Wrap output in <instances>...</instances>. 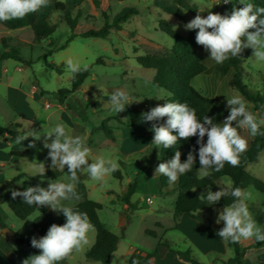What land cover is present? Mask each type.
Returning a JSON list of instances; mask_svg holds the SVG:
<instances>
[{"label": "rangeland", "instance_id": "obj_1", "mask_svg": "<svg viewBox=\"0 0 264 264\" xmlns=\"http://www.w3.org/2000/svg\"><path fill=\"white\" fill-rule=\"evenodd\" d=\"M55 1L63 2L66 9L70 10L71 17H75L79 12L77 30L100 28L105 22L104 14L114 16L124 7H136L139 13L122 24L121 30L113 29L108 39L79 36L65 49L48 56V51L60 48L72 33L65 21V12L56 9ZM154 1L84 0L78 5L73 0H50L48 7L37 12V18L46 19L56 27V30L50 38L41 42L35 41L30 28L9 30L0 24V53L4 51V39L9 48H19L22 58L31 62L30 65L14 59L0 62V125L17 130L20 137L31 129L42 134L47 133L57 124L63 123L70 136L81 137L85 146L91 150L89 163L103 157L118 164L116 170L118 175L115 176L112 172L101 181H93L86 172L82 173L88 197L102 204V209L98 211L100 221L106 229L119 237L110 264H128L130 253L135 251L154 254L158 264H186L175 258L176 255L167 252L163 244L175 250H190L192 257L200 264H216L222 259L228 260L234 256V250L228 246L227 241L219 239L205 229L209 225L217 231L223 228V222L218 225L214 223L218 212L224 207L216 203L211 211L200 213L202 224L196 221L197 225L202 226V230L222 241L226 246L224 249L220 246H214L212 249L210 243L205 242L196 230L193 231L184 223L177 229V221L180 220L174 209L176 194L160 195L156 185L157 179L154 177V168L160 163V149L151 144L154 133L150 129L154 122L132 126L128 108L139 110L153 108L163 105L168 96L167 91L153 85L155 70L143 68L136 62L137 56L162 55L171 49L172 40L159 30V20H167L172 27L179 25L176 31L186 35L184 25L195 18L198 10L202 11L199 13L201 16H205L209 11L214 13L229 6L233 0L228 4H224L223 0H182L185 4L183 19L166 14L154 4ZM253 1L246 0L249 3ZM69 59L79 63L81 67H89L90 76L75 94H67L65 102L60 103L58 91L70 89L71 85L72 73L66 68ZM217 65L215 61L211 62L210 73L195 77L192 86L202 96L218 98L226 104L228 97L239 94L247 102L250 111L264 117V106L256 113L254 104L230 86L233 69L228 68L225 74H222ZM242 66V82L251 93L263 94L264 62L257 61L252 52ZM37 83L39 87H36ZM117 89L124 90L133 101L120 113H115L110 104V95ZM41 90L44 91L42 96ZM11 102L23 103L32 109L34 115L28 117L23 114L24 117H16ZM68 104L74 106L77 111H84L87 119L84 121L79 118L77 111L76 113L69 111ZM228 115L229 112L224 119ZM104 121L112 129L113 139L98 128ZM155 123L162 124L160 120ZM238 131L247 139L249 145L251 140L248 130ZM7 140L0 141V180L6 181L0 185V194L12 190L24 191L29 186L39 185L47 188L50 180L70 182L67 166L64 170L51 168L49 150L43 147V135L39 141H35V147L28 146L33 140L32 137L18 141L12 140L8 135ZM23 150L28 151L26 157L11 155L13 151ZM40 162L45 164L46 171L60 170L61 175L54 179L23 176L12 181L21 174L38 175L34 165ZM247 170L256 175L263 173L264 150L258 163L248 164ZM133 182H137V187L128 206L123 196L129 184ZM229 185L230 178L223 176L211 190L215 192L220 190V187ZM244 190L251 191V199L247 201L248 208L257 225L264 230V223L256 220L258 214L264 212V193L253 187ZM148 191L151 203L147 201ZM207 191L208 189L199 191L198 194ZM61 203L66 206L74 204L72 201ZM43 211L54 215L61 213L48 207L38 209L26 220H20L6 204H0V214L6 224L5 229L8 230L4 234L0 229V264H22L24 259L34 255L25 242L13 241L6 234L9 231L18 232V237L23 241L31 240L32 237L41 238L33 232L32 221ZM149 230L155 231L157 237L148 235ZM88 239L89 243L83 250L74 252L63 260V264H100L86 258L87 251L96 240L95 228L88 234ZM240 242L249 246L255 239ZM164 253L167 255L161 259ZM246 259L247 264H264V249L258 251L249 248Z\"/></svg>", "mask_w": 264, "mask_h": 264}, {"label": "clouds", "instance_id": "obj_2", "mask_svg": "<svg viewBox=\"0 0 264 264\" xmlns=\"http://www.w3.org/2000/svg\"><path fill=\"white\" fill-rule=\"evenodd\" d=\"M230 2L231 0H223L224 4ZM49 3L50 0H0V21L23 19L48 7ZM240 5L242 7L234 5L230 15L209 11L206 17H202L199 14L202 11L198 10L195 18L184 25L186 30L198 29L196 43L210 52V58L217 64L241 56L243 50L248 48L253 49V56L257 61L264 62V7L254 6L246 0H240ZM178 27L179 25L173 26L174 31ZM173 42L175 43L174 40ZM66 68L73 76L86 70L71 59L66 62ZM132 102L129 95L121 89L110 95V104L115 113L124 111L125 106ZM227 107L229 115L222 123H214L213 118L209 116H205L202 121L198 120L195 109L186 103L178 102H166L151 108L141 114V121L154 122L150 129L154 133L151 144L157 149L172 148L179 139L188 140L198 136L200 164L198 172L202 177H207L210 175L209 169L220 172L226 163L233 167L239 165L241 154L248 149V141L240 135L238 129H247L252 137L264 135L260 132L264 119H257L241 95L234 94L228 97ZM165 117H167L165 124L155 123ZM42 135L43 147L49 150L51 168L64 170L67 166L70 182L50 180L47 188L39 185L29 186L24 191L12 190L11 196L12 199L21 197L23 203L29 206L35 205L38 208L48 206L53 211L62 212L66 222L63 225L53 223L47 234L39 239L32 237L31 246L39 249L40 253L30 255L22 264H59L74 252L82 251L89 243L88 234L94 226L87 213L63 205L61 201L81 199L76 191L78 173L86 172L91 180L101 181L118 169L115 161L103 157L89 163L91 150L85 146L81 137L70 136L63 123L57 124L43 134L31 129L17 139L24 141L32 137L33 140L28 146L35 147V141H39ZM194 151L195 149L189 151L185 162H181V152L175 151L172 159L159 163L154 168V177L163 175L168 178L169 184L176 183L181 175L192 171L196 162ZM34 167L40 175L45 174L44 163L40 162ZM229 196L234 198L233 201L218 212L216 223L223 222L224 226L217 232V236L232 243L253 238L257 242H264V230L257 225L248 208L247 201L251 199V191L229 185L213 192L209 187L206 194H201L198 199H206L208 205H214L221 198Z\"/></svg>", "mask_w": 264, "mask_h": 264}, {"label": "trees", "instance_id": "obj_3", "mask_svg": "<svg viewBox=\"0 0 264 264\" xmlns=\"http://www.w3.org/2000/svg\"><path fill=\"white\" fill-rule=\"evenodd\" d=\"M73 1L80 5L84 0ZM251 3L254 6L264 7V0H254ZM154 4L166 14L174 16L178 19H183L185 16V4L182 0H155ZM234 5L236 7H242V5H240V0H233L229 6L219 9L214 13L230 15ZM55 7L57 10L65 12V21L72 33L66 42L60 46V48L54 51H48V56L65 49L69 43L79 36L108 39L113 29L121 30L122 24L126 23L131 19V17L139 13V10L136 7H124L114 16L104 14L105 22L100 28H90L87 30L79 28L77 30V22L80 15L79 12L75 17H71L70 10H67L64 3L60 1H55ZM206 16L207 15L202 17ZM0 24L9 30L30 28L34 34V39L36 42H41L50 38L56 30V27L50 24L46 19H38L37 12L27 15L23 19L0 21ZM159 30L171 38L173 43L171 49L168 51V53L162 55L146 54L143 56H137L136 62L143 68L155 70V74L152 79L153 85L156 88L167 91L168 93L164 103H186L190 108L195 109L198 120L202 121L205 116H209L213 118L214 123H222L224 117L229 112L227 104L218 98L202 96L198 90L192 86V80L196 76L210 73V64L214 61L210 58V52L206 51L203 46L196 43L195 38L198 29L188 30L186 35H181L176 30L174 31L173 27L167 20L160 19ZM3 48L4 51L0 53V62L7 59H14L24 64H31L30 61L28 62L22 58L19 48H9L4 39ZM252 52L253 49L251 48L244 49L241 56L229 58L224 63L218 64L217 69H219L222 74H225L228 68H232L234 73L229 81L230 86L244 95L246 99L254 104L255 110L259 111L264 106V92L263 94L251 93L241 79V74L243 71L242 63L251 55ZM81 68H86V70H82L75 76L72 74L70 89L58 91L60 103L65 102L64 99L67 94H75L84 84L85 80L90 76L89 67ZM37 86L39 87L38 83L36 84V87ZM40 94L42 96L44 91L41 90ZM67 109L75 113L77 111L71 104L67 105ZM150 109L151 108L139 110L137 108L129 107L128 114L130 124L132 126H138L146 123L141 121V114L149 111ZM77 116L84 121L87 119L85 112L82 110L77 111ZM21 117H24V115H21ZM166 120L167 117L162 118L160 121L162 124H165ZM98 128L109 138H114L112 129L107 126L105 121L102 122ZM260 132L264 133L263 125H261ZM5 135H9L12 140H16L19 137L17 130L9 129L0 125V138L4 137ZM197 139L198 136L191 137L188 140L179 139L177 144L172 148H160V163L167 162L168 160L172 159L175 151L181 152V162H185L189 151L195 149L194 155L196 156V162L191 172L181 175L178 181L174 184H169L168 178L166 176L159 175L156 178V185L160 195L176 194V201L174 204L176 215L180 216L182 214H186L190 219L202 224V217L200 216V213L210 211L215 204L208 205L206 199H198L201 194H206V192H202L201 194H198V192L204 191L209 187L215 188L217 186L218 180L223 176L230 178L231 186L233 188L239 187L244 190L248 187H253L256 190L264 193V182L247 170V165L257 161L259 153L264 149V135H257L249 142L247 151L242 153L240 156V163L238 166L233 167L226 163L220 172L209 169L210 175L207 177H202L198 172L200 164L198 157L199 145L197 144ZM206 141L207 136L204 138L205 143ZM11 155L26 157L28 155V151H13ZM61 173L62 172L60 170H52L46 171L44 175L38 174L35 176H29L26 174H21L15 177L12 181H16L23 176L54 179L60 176ZM113 173L115 176L118 175V172L116 171ZM78 177L79 182L76 184V191L81 196V199L78 201L72 200L74 204L71 207H73L74 210L87 213L91 224L96 230L95 243L87 251L86 258L97 261L100 264H110L112 256L117 249L119 237L106 229V227L102 224L98 215V211L102 209V204L93 201L88 197V189L84 182L83 174L79 173ZM5 182V180H0V185ZM136 187L137 182L129 184L127 191L123 196V200L128 206L131 204V197L135 193ZM233 199L234 198L231 196L221 198L218 203L219 205L225 207V205L230 204ZM0 204H6L11 212L20 220L28 219L38 209L48 208V206L39 208L35 205L29 206L23 203L21 197L12 199L11 192L0 194ZM256 220L260 223H264V212H260ZM65 222L66 218L62 212L54 215L52 213L43 211L41 214L33 218L32 229L34 233L40 237H43L47 234L48 229L53 223L57 225H63ZM5 227L6 224L0 214V229H4ZM205 229L206 231L211 232L213 235L218 237V231L212 228L211 225L205 227ZM147 233L154 238L157 237L155 231L149 230ZM6 236L16 242H25L27 247L34 254L40 253L39 249L31 246V240L23 241L21 238H19L18 232L9 231ZM218 238L221 239L220 237ZM227 242L228 246L233 248L234 256L228 260H222L218 262V264H243V258L246 255L247 248L243 247L240 242ZM163 245L166 247L167 252H171L172 254L176 255L179 260L187 264H200L194 257H192L190 250H175L167 244ZM261 245H264V242L256 243L257 247ZM59 264H63V261L59 262ZM128 264H156V258L155 255L150 252L135 251L130 255Z\"/></svg>", "mask_w": 264, "mask_h": 264}, {"label": "crops", "instance_id": "obj_4", "mask_svg": "<svg viewBox=\"0 0 264 264\" xmlns=\"http://www.w3.org/2000/svg\"><path fill=\"white\" fill-rule=\"evenodd\" d=\"M188 31V30H187ZM199 76V75H198ZM197 77V76H196ZM195 79V78H194ZM198 86H200V83H199V85ZM249 104H250V102H249ZM11 105H12V108L14 109V112H15V115H16V117L17 116H21V115H26V116H28V117H30L31 115H34V113H33V111H32V109L30 108V107H27L26 105H23V103H21V102H16V103H13V102H11ZM255 112L257 113V111L255 110ZM256 116H257V119L258 120H261V119H264V117H262V116H260V115H258V113L257 114H255ZM146 123H150V122H146ZM7 136L8 135H5L4 137H2V138H0V141H5V142H7L8 140H7ZM254 137H252V136H250V140H252ZM264 150V149H263ZM263 150L259 153V157H258V160L260 159V157H261V154H262V152H263ZM258 160L257 161H255V162H252V163H258ZM254 165H256V164H254ZM251 173V172H250ZM254 176H256L257 178H259L260 180H262V181H264V171H263V173L260 175V174H258V175H256V174H254V173H252ZM159 176V175H158ZM158 176H156V178L158 177ZM220 180V179H219ZM218 180V181H219ZM217 184H218V182H217ZM216 205V204H215ZM214 205V206H215ZM212 210V209H211ZM210 210V211H211ZM207 212H209V211H207ZM201 216V215H200ZM202 217V216H201ZM179 220L180 221H177V223H178V227H177V229H179V227H180V225H182L183 223L184 224H186V225H188V226H190L191 227V229L194 231V230H196V233H198V234H200L201 236H202V238L204 239V241L205 242H208V243H210V247L212 248V247H216V246H220V247H222V249H224V247H226L225 245H224V243L222 242V241H220V240H218V239H216V238H214L213 236H211L208 232H206L205 230H202L203 228H202V226H199V225H197L196 224V221L195 220H192V219H190L186 214H182V215H180L179 216ZM215 225H218L217 223H214ZM241 244H242V246L243 247H246L247 248V252H246V255L244 256V258H243V264H247V262H246V256H247V254H248V249L249 248H252V249H254V250H258V251H260V250H263L264 249V245H261V246H256V243H257V241H255L254 243H252L251 245H249V246H246L244 243H242V242H240ZM205 247V249L207 250V247L206 246H204ZM130 248H132V247H130ZM213 249V248H212ZM133 253V252H132ZM132 253H130V255L132 254ZM129 255V256H130ZM166 255H167V253H164L163 254V256L161 257V259H163V258H165L166 257ZM172 257V256H171ZM175 258H177V257H175ZM218 259H222V258H218ZM222 260H224V259H222ZM185 263V262H184ZM156 264H158L157 263V259H156ZM187 264V263H186Z\"/></svg>", "mask_w": 264, "mask_h": 264}, {"label": "built area", "instance_id": "obj_5", "mask_svg": "<svg viewBox=\"0 0 264 264\" xmlns=\"http://www.w3.org/2000/svg\"><path fill=\"white\" fill-rule=\"evenodd\" d=\"M147 195H148V196H147V201L149 202V198H151V197H150V192H149V191L147 192ZM216 264H218V263H216Z\"/></svg>", "mask_w": 264, "mask_h": 264}, {"label": "water", "instance_id": "obj_6", "mask_svg": "<svg viewBox=\"0 0 264 264\" xmlns=\"http://www.w3.org/2000/svg\"><path fill=\"white\" fill-rule=\"evenodd\" d=\"M6 231H8V230H7V229H5V228H4V229H2V232H3L4 234H5V232H6Z\"/></svg>", "mask_w": 264, "mask_h": 264}]
</instances>
